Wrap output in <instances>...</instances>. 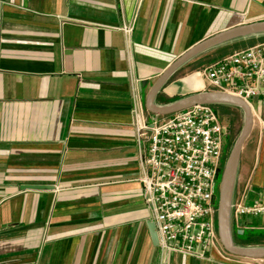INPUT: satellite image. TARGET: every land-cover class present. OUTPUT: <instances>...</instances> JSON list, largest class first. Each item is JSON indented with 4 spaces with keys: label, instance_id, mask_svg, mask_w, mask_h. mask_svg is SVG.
Here are the masks:
<instances>
[{
    "label": "crops",
    "instance_id": "1",
    "mask_svg": "<svg viewBox=\"0 0 264 264\" xmlns=\"http://www.w3.org/2000/svg\"><path fill=\"white\" fill-rule=\"evenodd\" d=\"M260 20L264 0H0V264H264L154 244L133 114L141 103L152 119L147 92L190 47ZM182 70L159 104L211 89ZM250 102L234 192L245 205L264 204V96ZM232 228L264 230V214Z\"/></svg>",
    "mask_w": 264,
    "mask_h": 264
},
{
    "label": "built area",
    "instance_id": "2",
    "mask_svg": "<svg viewBox=\"0 0 264 264\" xmlns=\"http://www.w3.org/2000/svg\"><path fill=\"white\" fill-rule=\"evenodd\" d=\"M122 29L129 34L133 26L124 24ZM198 74L213 90L230 92L251 103L253 97L264 96V42L227 55ZM133 114L139 146L147 143L140 150L139 180L158 247L163 252L209 258L222 248L216 187L228 127L212 105L148 119L143 105L137 103ZM261 214L264 204L245 205L233 199L232 219Z\"/></svg>",
    "mask_w": 264,
    "mask_h": 264
},
{
    "label": "water",
    "instance_id": "3",
    "mask_svg": "<svg viewBox=\"0 0 264 264\" xmlns=\"http://www.w3.org/2000/svg\"><path fill=\"white\" fill-rule=\"evenodd\" d=\"M264 35V20L231 27L210 36L193 45L176 58L157 78L145 96L146 110L158 116H170L196 105L232 104L242 109L244 125L237 137L222 171L218 193L217 231L222 248L230 255L264 259V246H240L234 242L232 228V204L243 146L250 136L254 125V113L251 103L226 91L204 90L190 93L173 102L159 104L157 96L172 76L185 64L199 54L224 43L242 38ZM146 82H141V85ZM45 186L34 185L31 188L42 189ZM152 240L158 246V238L153 222H149ZM238 233H243L242 230Z\"/></svg>",
    "mask_w": 264,
    "mask_h": 264
},
{
    "label": "trees",
    "instance_id": "4",
    "mask_svg": "<svg viewBox=\"0 0 264 264\" xmlns=\"http://www.w3.org/2000/svg\"><path fill=\"white\" fill-rule=\"evenodd\" d=\"M248 39L249 40H253V41L254 40L255 41L259 40L260 43H261V42H264V35H260L258 37L254 36V37H251V38H248ZM244 40H247V39H245V38L238 39V40H236L234 42H228L227 44L218 47L214 51H205V52L199 54L198 56H196L195 58H193L191 61H189L187 64H185L182 68H180L178 71H180L184 67H186L188 65H191V64H194V63L197 65L195 67V69L203 70L204 68L210 66L211 64H213L217 60L223 58L224 56L230 55V54L234 53L235 51L242 50L241 48L233 50V48H231V46L235 45L238 42L244 41ZM251 45H252V43H251ZM247 47H245L243 49H246ZM230 49H232V50H230ZM211 56H214V57H211ZM211 90H213V88H211ZM158 99L160 100V96L158 97ZM177 99H179V98H174L171 101H165L164 104L173 102V101H175ZM212 106L217 111V113L219 114L220 119H221V114L219 113V111L221 109H222L221 111H223V109L225 110L226 108L228 109L230 107H233V108L239 109L240 111L242 110L238 106H235V105H232V104L212 105ZM223 113L226 114V111H223ZM161 117H163V116H161ZM226 150H227V147L224 150V153L226 152ZM226 158H227V156H226ZM225 163H226V159L224 158L223 166H224ZM223 168H222V171H223ZM222 171H221V174H222ZM235 235H237V237H235ZM233 239H234V242L237 245H240V246H264V230H254V231L246 230L241 235L238 234L236 231H234Z\"/></svg>",
    "mask_w": 264,
    "mask_h": 264
},
{
    "label": "rangeland",
    "instance_id": "5",
    "mask_svg": "<svg viewBox=\"0 0 264 264\" xmlns=\"http://www.w3.org/2000/svg\"><path fill=\"white\" fill-rule=\"evenodd\" d=\"M251 43H252V45H251ZM254 43H256L255 40L253 41V40L247 39V40L238 42L235 45H232L231 48H233V50L240 49V48L243 49V48L247 47L248 45L249 46L247 48H249L251 46H254L255 45ZM256 44H258V43H256ZM230 50H232V49H230ZM235 52H237V51H235ZM211 57H214V56H211ZM196 66L197 65L195 63L188 65V66L184 67V69L179 73V76L185 77L184 81L187 82L192 88H198L202 84V79L198 74V72H200V70L195 69ZM221 110L219 111V113L221 114V121L228 127V130H229L228 146H227L226 152L224 153V158L227 161V158L231 152V149H232L237 137L239 136V134L243 128L244 115H242V114H244V113L242 112V110L240 111L239 109H236L233 107H230L228 109L226 108L225 110L223 109V111H226V114H224L223 111H221ZM226 156H227V158H226ZM224 166H225V164H224ZM221 178H222V174H220L219 178H218L217 187H216V194L219 193ZM233 233H234V230H233ZM235 237H237V235H235Z\"/></svg>",
    "mask_w": 264,
    "mask_h": 264
},
{
    "label": "bare ground",
    "instance_id": "6",
    "mask_svg": "<svg viewBox=\"0 0 264 264\" xmlns=\"http://www.w3.org/2000/svg\"><path fill=\"white\" fill-rule=\"evenodd\" d=\"M200 76V75H199Z\"/></svg>",
    "mask_w": 264,
    "mask_h": 264
}]
</instances>
